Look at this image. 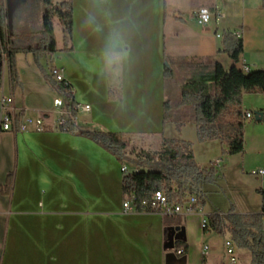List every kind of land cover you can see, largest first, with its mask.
Returning a JSON list of instances; mask_svg holds the SVG:
<instances>
[{"label": "crops", "instance_id": "obj_1", "mask_svg": "<svg viewBox=\"0 0 264 264\" xmlns=\"http://www.w3.org/2000/svg\"><path fill=\"white\" fill-rule=\"evenodd\" d=\"M18 2L12 0L13 5ZM72 3V50H65L46 70L35 60L30 62L32 52L17 53L20 83L15 86L7 63L3 65V92L9 106L20 116H43L46 130L0 131V264H175L178 252L164 248L163 213L125 211L120 162L78 130L95 126L125 132L131 146L143 148L161 146L164 136L195 142L194 124L178 129L174 123H164L166 57L212 56L227 69L243 64L251 70L264 69V0ZM5 4L10 17L9 0ZM201 7L213 13L204 26L194 15ZM237 32L243 40L238 61L226 48L230 34ZM55 65L65 68L78 106L75 133L60 130V108L54 103L60 97L51 102L53 90L64 95L62 85L50 77ZM120 88L122 100H111L109 90ZM63 108L66 122L71 109ZM259 111L264 113V107ZM195 147L205 157L195 152L197 163L219 171L213 183L204 185L208 197L227 173L220 151L231 154L221 140ZM10 173L14 184L7 193L2 190ZM257 177L260 184L255 190L264 188V177ZM213 212L204 206L202 211L180 213L188 244L186 264H226L225 245L221 249L213 238L219 235L205 232L202 225Z\"/></svg>", "mask_w": 264, "mask_h": 264}, {"label": "trees", "instance_id": "obj_2", "mask_svg": "<svg viewBox=\"0 0 264 264\" xmlns=\"http://www.w3.org/2000/svg\"><path fill=\"white\" fill-rule=\"evenodd\" d=\"M45 7L42 19L43 38L38 47H17L13 43L14 26L10 22L5 0H0V89L3 86V65H8L9 78L13 86L20 83L16 63L19 52L52 53L57 50L54 19L62 25L63 50L69 46L73 34L72 0H40ZM21 2V0H19ZM18 2V3H19ZM232 41L226 46L231 58L238 61L243 52L242 37L230 34ZM50 77L54 78L52 73ZM55 80V79H54ZM166 99L164 103V123H174L178 129L192 123L196 126L198 140L203 143L221 140L229 147L231 155L245 151V126L247 116L241 108L242 95L247 92L264 93V69L247 72L232 66L225 68L214 57L188 58L166 57L164 71ZM56 81V80H55ZM57 82V81H56ZM72 99L70 118L60 125V130L77 132L78 106L70 84L60 83ZM170 92L178 100L170 98ZM111 100H122V91L110 89ZM232 112L234 119L225 120V114ZM262 112V111H259ZM252 114V113H251ZM253 117V114H252ZM255 120L261 122V120ZM111 152L123 164L132 163L133 168L124 172L123 194L126 198L135 195L138 212H159L165 218V251L184 248L178 254L180 264H186L188 249L186 230L180 213H165L150 207H142L141 202L151 199L157 191H164L170 205L185 204L192 195L198 203L194 210L206 205L205 184L213 183L219 175L214 167H202L196 159L191 141L164 136L161 147L156 151L133 150L129 148L128 134L107 131L95 126L78 130ZM14 173H10L2 191L13 189ZM262 197L261 209L255 213H240L232 208L227 213L215 211L207 215L205 232H214L230 239L239 252L237 264H264V188L258 189Z\"/></svg>", "mask_w": 264, "mask_h": 264}, {"label": "rangeland", "instance_id": "obj_3", "mask_svg": "<svg viewBox=\"0 0 264 264\" xmlns=\"http://www.w3.org/2000/svg\"><path fill=\"white\" fill-rule=\"evenodd\" d=\"M9 3L11 7L10 22L11 24L13 23L14 26L15 38H18L15 45L18 47H37L39 46V44L41 45V40L43 38L42 19L45 11V7L42 5L41 1L21 0V2L17 4V6L15 4L13 5L12 0H9ZM54 26L57 50L55 52L49 53L43 51L42 49L40 51H37L35 54H30V62H32V60H35V63L38 66L43 65L45 70L48 69V66L51 65V63H53L54 61H59L60 55L66 52L65 50H63L64 43L62 25L57 18L54 19ZM32 54L34 56V59H32ZM51 58L53 59L52 61ZM119 90H121V88ZM52 92L53 94L51 102L56 96L65 100V96L61 93L55 92L54 90ZM170 98L173 101L179 99V97H175L172 92H170ZM65 107L67 106L65 105ZM261 107H264V93L247 92L242 95L241 108L244 112L253 113V117L247 118L245 121V151L242 154L231 156H224L225 154L220 151L221 154H219V157H221L224 161V165H226L227 167V173L226 176H222L218 183L215 184L216 190L209 193L208 197H206V211H220L223 213H227L232 208L236 209L237 211L247 209L254 211L255 209L260 208L261 197L258 190H255V188L260 184V178L251 173L254 170L264 168V122H258L254 117L255 112L259 111ZM230 111L231 110H229L228 113L225 114L226 121L234 119V115L232 112L230 113ZM188 130H191V126L187 127L186 131L188 132ZM192 143L194 154L195 152H197L198 156H201L202 153L199 152L198 147H195V143L202 144L198 140L197 134L196 141ZM158 146L156 143H154L149 148L131 145H129V148L132 149V147H135L137 148L135 150L138 151H156V149L159 150L161 147ZM210 153L211 152H208L206 154L210 156ZM202 156L205 159L204 155ZM118 162L120 161L118 160ZM120 164L122 167L123 164L121 162ZM128 165L130 166V169L133 168L132 163H128ZM232 169L233 171L231 172ZM257 202H259V206H257ZM47 226L53 227L49 226L48 224ZM218 235L219 234H217V236ZM213 238L219 243V247L223 249L225 245L224 237L219 235L218 237ZM236 252L238 255L239 252L237 251V248ZM228 260L225 259L226 264H230Z\"/></svg>", "mask_w": 264, "mask_h": 264}, {"label": "built area", "instance_id": "obj_4", "mask_svg": "<svg viewBox=\"0 0 264 264\" xmlns=\"http://www.w3.org/2000/svg\"><path fill=\"white\" fill-rule=\"evenodd\" d=\"M195 18L197 19L198 23L202 26L207 25L213 17V13L207 7H201L194 12ZM236 35L241 37V32H237ZM245 72L250 69L247 64H243L241 66ZM51 73L54 79L60 84L62 82H66L65 79V68L61 66H53L51 68ZM4 85L0 89V131H12V132H19V131H44L46 130L45 125V118L43 116H33L28 114H22L21 116L16 112L14 108L9 106L7 99L3 92ZM62 90L64 91L65 100L62 98H56L54 103L55 105L60 108V115L61 120L60 124H63V116L66 114V111L63 107L65 105L72 108V99L69 96L68 91L62 86ZM71 92V89L69 90ZM86 110L90 109V106H85ZM248 117H252L250 112L247 113ZM123 172H127L128 166H122ZM251 174L256 176L264 177V168L259 170H254ZM198 198L195 195H192L189 200L183 205H170L168 198L164 191H157L154 196L149 200H144L141 202L142 207H150L154 210H162L165 213H181L185 210L193 211V206L197 205ZM137 202L135 195H132L125 199L123 203V207L125 211H137ZM197 211H202V207H199ZM207 218L203 219L202 225L206 227L207 225ZM225 248L226 254L229 258V262L231 264L238 263V257L236 252V247L234 243L230 239L225 240ZM178 254H182L184 252L183 248L177 250Z\"/></svg>", "mask_w": 264, "mask_h": 264}, {"label": "water", "instance_id": "obj_5", "mask_svg": "<svg viewBox=\"0 0 264 264\" xmlns=\"http://www.w3.org/2000/svg\"><path fill=\"white\" fill-rule=\"evenodd\" d=\"M255 115H256V119L257 120L264 121V113H263V111L262 112L257 111V112H255ZM175 264H180V261L177 260Z\"/></svg>", "mask_w": 264, "mask_h": 264}]
</instances>
